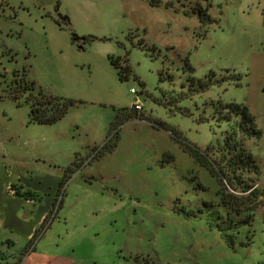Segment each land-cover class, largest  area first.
Returning <instances> with one entry per match:
<instances>
[{
    "label": "rangeland",
    "instance_id": "rangeland-1",
    "mask_svg": "<svg viewBox=\"0 0 264 264\" xmlns=\"http://www.w3.org/2000/svg\"><path fill=\"white\" fill-rule=\"evenodd\" d=\"M43 96L71 102L55 123L31 120ZM233 147L254 209L220 182ZM64 175L52 221L77 264H264V0H0V198L30 193L5 202L29 225Z\"/></svg>",
    "mask_w": 264,
    "mask_h": 264
},
{
    "label": "crops",
    "instance_id": "crops-1",
    "mask_svg": "<svg viewBox=\"0 0 264 264\" xmlns=\"http://www.w3.org/2000/svg\"><path fill=\"white\" fill-rule=\"evenodd\" d=\"M60 188L57 185L55 194V187L53 190L49 188V191L52 192L44 194V198L38 199L40 206L36 210V214L30 213L29 225L20 223L22 218L27 219L29 217L28 214H16V210L9 209L5 204L8 200L15 202V200L20 199V196L15 197L13 190L9 189V195L5 197L7 200L3 201L0 198V261L12 254L15 246L13 241L17 242L20 239L21 242H28V246L35 244L33 248L31 246L29 248L25 247L20 264H77L67 251L60 250L62 238L68 236V226L65 225L64 229L53 226L52 219L57 221L60 219L56 215L59 209H56L57 204H55L58 196L60 197ZM28 200L34 203L36 199L34 197L25 198V202L28 203ZM37 237L39 239L35 241Z\"/></svg>",
    "mask_w": 264,
    "mask_h": 264
},
{
    "label": "trees",
    "instance_id": "trees-1",
    "mask_svg": "<svg viewBox=\"0 0 264 264\" xmlns=\"http://www.w3.org/2000/svg\"><path fill=\"white\" fill-rule=\"evenodd\" d=\"M200 18L201 21L211 22V19L204 12H202V16ZM108 60L109 63L113 66V68H115V70L117 71L118 78L125 79L129 73V67L127 65L126 58L120 59V58L108 57ZM120 62H123L124 65H121ZM70 104L71 102L68 100H64L60 98L57 101H53V99L45 98L43 96L42 99L35 101L34 103L31 104L30 106L31 120L39 124L55 123L60 118L63 117L65 111L67 110ZM120 114H118L115 117V121L118 120V123L120 122L119 119ZM236 128L237 131L240 133L241 138L243 139L244 138L250 139L254 136L257 137L260 134L259 131L254 128L252 123V118L247 112L245 107L241 109V118L237 123ZM231 136L232 134L227 135L226 145H230V141L232 140ZM114 146L115 145L113 144L112 147ZM232 151L234 153L230 155L229 158L225 159L226 161L224 162V164L226 165L225 166L226 171H224L220 166V176H221L220 182L221 184L225 183L226 185H228L230 189L234 192H240L241 194H245L242 195V197H237V195L233 192L227 193V195L229 196H234L236 197V199H240L241 203L243 202V198H245L247 204H249L254 209L256 206L255 202L260 196V191L255 186L257 177L248 179V177L243 178V175L244 173H246V174H253L255 176H258L257 165L250 157V155L246 153L244 150L239 149L236 151V148L233 147ZM65 172L67 175L71 174L72 166H69ZM66 177H67L66 175L63 176V179L60 183V187L61 185H63V182L65 181ZM13 192L15 195L24 197L26 199L33 198V196L28 192H23L22 194L19 193L18 191H13ZM133 264H156V263L152 261V259L150 258L135 257Z\"/></svg>",
    "mask_w": 264,
    "mask_h": 264
},
{
    "label": "built area",
    "instance_id": "built-area-1",
    "mask_svg": "<svg viewBox=\"0 0 264 264\" xmlns=\"http://www.w3.org/2000/svg\"><path fill=\"white\" fill-rule=\"evenodd\" d=\"M122 65H124V63L122 62ZM130 93L131 94H134L135 95V91L134 90H130ZM130 111H133L134 113H140L141 111V106L139 104V102L135 99L134 103L132 104L131 108H130Z\"/></svg>",
    "mask_w": 264,
    "mask_h": 264
}]
</instances>
